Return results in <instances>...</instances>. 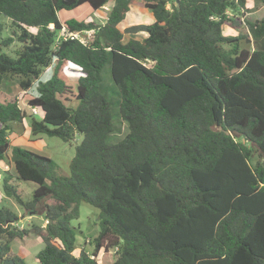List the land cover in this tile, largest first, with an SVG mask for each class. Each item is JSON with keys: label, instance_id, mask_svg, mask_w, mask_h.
<instances>
[{"label": "trees", "instance_id": "1", "mask_svg": "<svg viewBox=\"0 0 264 264\" xmlns=\"http://www.w3.org/2000/svg\"><path fill=\"white\" fill-rule=\"evenodd\" d=\"M110 1L105 23L61 19ZM135 1L0 0V85L20 77L27 91L54 65L28 102L42 111L31 131L83 138L61 174L52 157L12 145V123L29 112L18 97L0 100V161L37 184L25 200L7 176L5 191L47 221L33 228L45 243L38 264H100L103 249H116L113 264H264V17L247 21L248 34L224 33L241 20L230 10L264 0H140L155 20L123 31ZM63 26L95 32L84 43L61 38ZM66 63L81 72L75 90L60 73ZM120 122L128 132L113 142ZM83 201L100 210V230L92 253L77 255L72 222ZM19 219L0 207V264H27L12 248L32 231Z\"/></svg>", "mask_w": 264, "mask_h": 264}, {"label": "rangeland", "instance_id": "2", "mask_svg": "<svg viewBox=\"0 0 264 264\" xmlns=\"http://www.w3.org/2000/svg\"><path fill=\"white\" fill-rule=\"evenodd\" d=\"M133 5V10L128 15L127 19L124 20L123 24L129 23L131 18L134 16L135 19L138 17L145 23H151L153 16L144 6L143 2L140 0L135 1ZM172 7V4L169 5ZM252 11L244 10L243 8L230 10V18H234L237 21L236 25L226 24L224 25V33L227 36H236L238 34H248L247 21L259 20L264 17V3L253 1L251 3ZM133 14V15H132ZM61 19H71L75 18L78 20H88L89 17H92L98 22H104L106 17L101 11L96 12L91 6L84 4L80 7L73 10H64L60 13ZM152 18V19H151ZM4 20V18H0ZM7 22L5 34H13V28L10 27V20L5 19ZM85 37L88 36L86 32ZM19 43L15 42L7 51L11 54L14 53V50L19 47ZM241 46H251L246 39H242ZM55 66L51 65L47 67L39 80H37L34 86L27 91H22L20 87V77H11L6 78L4 82L0 85V100L7 101L15 97H18L19 104L23 110L29 112L22 122L12 123L13 131L10 133V139L12 145L19 144L25 148H28L32 151L47 155L52 157L58 164V172L61 174H70V163L73 157L76 154V145L79 136L73 141H65L60 137L48 136L46 134L34 135L31 131V114L41 118L42 111L39 110L38 113L32 111L31 106L28 104L29 100L33 96L37 95V87L41 81H47L52 74L54 73ZM61 75L67 80L68 85L73 86L74 90L77 87L78 79L81 74L79 68L75 65L65 64L61 70ZM105 76L110 77V64L107 63L105 66ZM110 95H113V91H109ZM69 105H77V100L74 97H71V101H67ZM113 112H115V106H113ZM120 129L113 133L111 141H118L125 137L128 132V124L126 122L118 123ZM80 139V138H79ZM11 156V151H10ZM9 156V157H10ZM261 159L258 155L255 156V161ZM10 176V182L18 186L20 193L22 194L25 200H28L33 197V193L37 188V184L32 181L21 180L17 178L16 170L13 165L4 163L0 161V207L6 206L15 211L20 219L17 224L20 227L32 229L30 235L25 239H15L12 242V248L16 253H18L22 258L25 259L27 264H38L37 254L44 247L45 243L42 236L38 235L36 231H33L36 225H41L42 227L46 226L47 221L44 219V216L39 210L35 209L28 210L23 206L14 196H9L4 188V179L5 177ZM34 212H40L36 214ZM99 214L100 210L88 202L83 201L79 207V217L73 220L72 224L76 227L77 230V249L75 253L78 255L80 251L85 249L88 252L92 253L93 251V239L99 233ZM36 229V228H35ZM117 258L116 249H111L110 251H101L100 255L97 257V260L100 264H113Z\"/></svg>", "mask_w": 264, "mask_h": 264}, {"label": "crops", "instance_id": "3", "mask_svg": "<svg viewBox=\"0 0 264 264\" xmlns=\"http://www.w3.org/2000/svg\"><path fill=\"white\" fill-rule=\"evenodd\" d=\"M135 3V2H134ZM144 4V3H143ZM113 5H114V3L112 2V1H110V2H108L106 5H104L102 8H100V9H97L96 10V12H99V11H101L102 13H103V15L106 17V19H105V21L104 22H98V21H96L95 19H93L92 17H89V19L88 20H86V21H94V22H97V23H99V24H101V23H105L106 21H107V18H108V14H109V11H110V9L113 7ZM145 6V5H144ZM133 10V5L131 6V10L128 12V14H127V17H128V15H130V12ZM148 11H149V9H148ZM150 12V11H149ZM151 13V12H150ZM133 15V14H132ZM151 15H152V13H151ZM153 16V15H152ZM127 17L124 19V20H126L127 19ZM152 19V18H151ZM63 21H65V20H67V18L66 19H62ZM124 20L120 23V28L124 31L127 27H129V26H132V25H135V24H142V23H145V22H143L139 17H138V19H135V17L133 16L132 18H131V21L129 22V23H124L123 24V22H124ZM153 21L155 20V18H154V16H153V19H152ZM152 21V22H153ZM151 22V23H152ZM147 34L146 33H144V32H139V33H136V34H134L133 35V37H136V38H138V39H143L145 36H146Z\"/></svg>", "mask_w": 264, "mask_h": 264}, {"label": "built area", "instance_id": "4", "mask_svg": "<svg viewBox=\"0 0 264 264\" xmlns=\"http://www.w3.org/2000/svg\"><path fill=\"white\" fill-rule=\"evenodd\" d=\"M50 27H51V28H54V25L52 24ZM86 32L88 33V36H87V37H86V36L84 37V36L82 35V33H84V35H85ZM94 32H95V29L86 30V31H75V32H71V31H69V30L67 29L66 26H63V28H62L61 31H60V37L63 38V39L77 38V39L81 40V41L84 42V43H88V42L91 40L92 34H93ZM33 110H34L36 113L39 112L38 108H34ZM93 257H95V256H93Z\"/></svg>", "mask_w": 264, "mask_h": 264}, {"label": "water", "instance_id": "5", "mask_svg": "<svg viewBox=\"0 0 264 264\" xmlns=\"http://www.w3.org/2000/svg\"><path fill=\"white\" fill-rule=\"evenodd\" d=\"M83 138L80 139V143H82ZM4 264H17L14 259H5Z\"/></svg>", "mask_w": 264, "mask_h": 264}, {"label": "clouds", "instance_id": "6", "mask_svg": "<svg viewBox=\"0 0 264 264\" xmlns=\"http://www.w3.org/2000/svg\"><path fill=\"white\" fill-rule=\"evenodd\" d=\"M34 108H32V111L34 112V110H33ZM38 110H39V108H38Z\"/></svg>", "mask_w": 264, "mask_h": 264}]
</instances>
